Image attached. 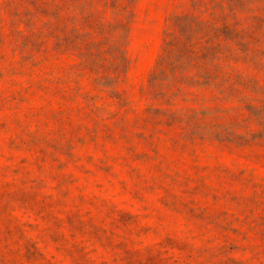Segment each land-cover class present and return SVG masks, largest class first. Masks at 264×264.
Here are the masks:
<instances>
[{"label":"rangeland","instance_id":"rangeland-1","mask_svg":"<svg viewBox=\"0 0 264 264\" xmlns=\"http://www.w3.org/2000/svg\"><path fill=\"white\" fill-rule=\"evenodd\" d=\"M0 264H264V0H0Z\"/></svg>","mask_w":264,"mask_h":264}]
</instances>
